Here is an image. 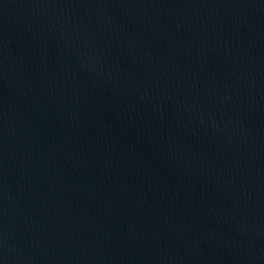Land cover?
<instances>
[{"label":"water","instance_id":"1","mask_svg":"<svg viewBox=\"0 0 264 264\" xmlns=\"http://www.w3.org/2000/svg\"><path fill=\"white\" fill-rule=\"evenodd\" d=\"M0 264H264V0H0Z\"/></svg>","mask_w":264,"mask_h":264}]
</instances>
